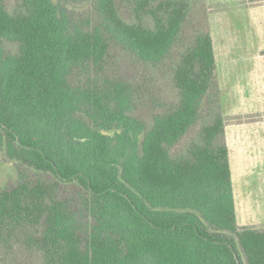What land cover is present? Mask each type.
Wrapping results in <instances>:
<instances>
[{"label":"trees","instance_id":"trees-1","mask_svg":"<svg viewBox=\"0 0 264 264\" xmlns=\"http://www.w3.org/2000/svg\"><path fill=\"white\" fill-rule=\"evenodd\" d=\"M211 9L0 0V264H264V225L237 220L225 130L250 116L222 110Z\"/></svg>","mask_w":264,"mask_h":264},{"label":"rangeland","instance_id":"rangeland-1","mask_svg":"<svg viewBox=\"0 0 264 264\" xmlns=\"http://www.w3.org/2000/svg\"><path fill=\"white\" fill-rule=\"evenodd\" d=\"M206 2L212 8L209 19H213L215 27L219 23H233L230 26L224 25V28L230 27L229 32H224L225 39L232 34V37L251 42L253 47H241L238 52L244 51L246 55H251L260 50L264 51V0H206ZM161 86L163 88V84ZM228 97L221 96L223 112L248 113L250 118L242 121L248 123L245 132L251 131L252 136H259L254 145L250 144L253 145L254 150L252 158L246 160L238 156L237 164L240 165V170H232L238 224L262 227L264 225V93L260 91L249 99L231 95L227 100ZM253 123L257 126L254 127ZM0 162L1 169L2 161ZM7 180L8 178L2 175L0 185H4Z\"/></svg>","mask_w":264,"mask_h":264},{"label":"crops","instance_id":"crops-1","mask_svg":"<svg viewBox=\"0 0 264 264\" xmlns=\"http://www.w3.org/2000/svg\"><path fill=\"white\" fill-rule=\"evenodd\" d=\"M231 24L233 23H219L218 26L215 27L213 19L211 20L220 94L221 96L225 95L230 97L233 95L241 96L243 99H249L250 96H255V94H258L260 91L264 93V51L260 50L251 55H246L244 51L238 52L241 47L251 48L253 46L250 41L248 42L247 40H240V38L232 37V34H229V38L225 39L224 32H229L230 27L224 28V25L230 26ZM250 52L251 50H249V53ZM229 97L227 100H229ZM226 115L230 117L236 115L248 116V113ZM247 124L244 122H231L226 125L225 137L229 148L231 170H240V165L237 164L238 156L246 160L252 158L254 151L253 145L256 143V139L259 136H252L250 133L251 131L245 132L248 127ZM253 126L256 127L257 124L253 123ZM252 129L251 127V130ZM250 144L253 145L250 146Z\"/></svg>","mask_w":264,"mask_h":264}]
</instances>
